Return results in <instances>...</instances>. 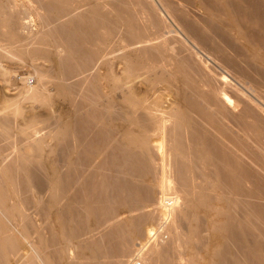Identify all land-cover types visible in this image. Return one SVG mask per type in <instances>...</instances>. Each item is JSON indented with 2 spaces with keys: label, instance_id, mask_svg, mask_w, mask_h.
<instances>
[{
  "label": "bare ground",
  "instance_id": "6f19581e",
  "mask_svg": "<svg viewBox=\"0 0 264 264\" xmlns=\"http://www.w3.org/2000/svg\"><path fill=\"white\" fill-rule=\"evenodd\" d=\"M19 1L0 0V61L48 67L0 106V264H264L263 104L179 59L150 0ZM162 2L264 100V0ZM144 75L140 96L130 85ZM160 87L174 94L168 113L149 102ZM81 94L89 109L75 106ZM56 101L58 116L22 119L23 103ZM42 123L51 143L33 138Z\"/></svg>",
  "mask_w": 264,
  "mask_h": 264
},
{
  "label": "rangeland",
  "instance_id": "374dc122",
  "mask_svg": "<svg viewBox=\"0 0 264 264\" xmlns=\"http://www.w3.org/2000/svg\"><path fill=\"white\" fill-rule=\"evenodd\" d=\"M150 1L155 6V9L157 10L156 12L159 14V15L158 14L157 15H158V17L160 16L159 17L160 21L161 22L163 21L164 22L163 24H165V25L168 23L167 25L171 26L170 30H172L173 32L176 31V33L174 32L172 34L173 36H176V35L179 36V38H177L178 39L177 41H176V37H175V40L172 39L173 37L171 39L174 40V42L176 41L175 43H177V46H181V48H185L186 49V51H185V49H182L184 51H183V54L181 52V54L178 56L179 59L182 56L192 55L194 57L195 61L197 60L196 62L198 63V66L201 69L203 68L202 71L204 70L203 71L204 73H206V72H207V74L211 73L212 75L217 76V77H220L221 74L224 73V75H227L229 77L230 81H232V83L234 85L238 86V88H240L242 91L244 90V92L248 96H250L252 99H254L258 104L260 103L259 104L260 106L263 104L261 107L264 108V103H262V102H264V100L259 98V97H257V96L255 97L254 94L251 92V90L239 80L238 76H240V75L238 74V72L234 71L232 68L231 69L228 68L227 66L224 67L223 64L220 63L217 60L218 56H217V52H216L215 48H213L214 44H210V43H206V42H204V44H203V41H201V40H200L201 42L197 41L198 38L195 37L196 38L195 39L193 36L191 37V35L189 33L187 34L186 32L182 31L178 27L176 22L167 13V11H166V9H165V7L163 5V2H162L163 0H150ZM169 1H171L175 5L178 3L177 0H169ZM19 3H23V2L20 0ZM185 11L186 12L188 11V14L191 15V17L195 16L193 18H196L195 20H198L201 23V18H202L201 13L199 11H197L194 7H192V6L191 7H187V10H185ZM21 15H22V18L24 20L23 22L26 25V29H24L25 33L26 32H30V33L36 34L41 29V27H40L41 20H40L39 17H37L36 15H34L32 13H29V12L28 13H23ZM121 35H122V33H120V35H118L117 40L121 37ZM211 35H212L211 39H212V41L214 43H216L217 45L223 46V47L225 46L222 43V41H220L221 39H219L218 37L214 36L213 34H211ZM183 45H185V47ZM224 48L227 50L228 55L233 52V54L229 55V58H231V59H233L235 61H238L236 59L238 55L236 53V50L233 47H231V48L230 47H227V48L224 47ZM215 56H216V58H215ZM0 62H2V63H0V106H2V107L6 103V100H8V102L11 101L12 99L15 100L17 98V96L19 95L20 91L26 86L27 83L29 85H31V86H35L36 85L35 78H34V76L32 74L33 73V71H32L33 66H39L41 64L40 66H42V67H48V63L43 61V60H40V61L38 60V61H36L37 63L36 62H19L18 63L17 61H14V60L3 59ZM239 62H241L240 66L242 68L247 69L250 73H252L253 78L254 77L258 78V75L256 74L254 68L250 69L248 67L247 63L244 62V61H239ZM9 63H10V65H9ZM244 63H245V65H244ZM5 68L9 71V74L4 78V76H1L2 75L1 72L3 70H5ZM119 69H120V67H118V70ZM145 77L146 76L144 75V76H141L142 79L141 78L135 79L130 85L131 88L135 92H138L140 94V96L144 94L145 89L147 88ZM23 79H26V80L24 81ZM77 80L78 79L74 80L73 82L75 83V82H77ZM230 88H231L230 91H233L232 87H230ZM82 96H83V94H81V96L79 95L78 96L79 98H76L75 106L78 105L77 106V107H79L78 109H84L83 107H85V109H89V108H87V106L83 102L84 100L82 99ZM155 101H157L159 103V107L157 108V109H161V112H159V113H165V112L168 113L169 110L172 109L173 106H174V94L170 90H166L164 87L163 88L160 87L158 92H156L155 94L150 95L149 102H155ZM22 106H23V109H24L23 110V114H22V119L23 118L33 117V115H35V117H37L39 120H42L43 118H45V116L48 115V113H47L48 111L49 112L51 111L53 116L55 114H57L55 116H58L59 112H60V109H62V108L64 109L65 108V106H63V104L61 105V102H57V101L54 103V105L51 108L42 107V106H40L38 104H34V103L30 104V102H25V103L22 104ZM2 107H0V108H2ZM49 109H52V110H49ZM68 109H72L71 106L70 107L68 106ZM53 110H55V111H53ZM42 124H40L41 126L40 125L37 126L40 129L39 133L37 135L35 133H33L35 136L34 137L31 136L30 140H33V138H34V140L38 139V138H43L44 140L46 139L45 141L47 143H48V141H49V143H51L50 139L46 138V135H48L47 137L49 138V134H50L52 128H54V126H49V125H46V124L42 125ZM16 136L15 137L19 141H20V139H22L21 141H23V138L20 137L21 135L17 134ZM43 136H45V137H43ZM15 137L13 138L14 140L16 139ZM14 140L11 141L13 143L12 146L13 147H15L16 145L19 146L20 145V144H18L19 142L17 143V141L16 140L14 141ZM24 142L25 141H23V143H21L20 146H22L24 144ZM7 146H8L7 143H2L0 145V148L7 149V148H9ZM13 147L10 148L9 151H13L14 150ZM19 147L16 148V149H19ZM20 148H22V147H20ZM9 151L7 153H9ZM153 202L154 201L150 202L148 205L152 204ZM147 210H150V208L149 209L147 208L144 211H147ZM98 237H99V235L97 236V238ZM147 245H148V242H145V244L143 245L142 248H145ZM137 247L139 248L140 246L138 245ZM135 255H136V253L133 252L129 257L125 258L124 261H127L128 259L132 260L133 256H135ZM125 264H128V263H125Z\"/></svg>",
  "mask_w": 264,
  "mask_h": 264
}]
</instances>
